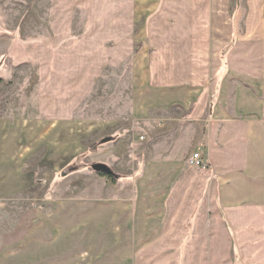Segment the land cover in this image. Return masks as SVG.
Returning <instances> with one entry per match:
<instances>
[{"label": "crops", "instance_id": "obj_1", "mask_svg": "<svg viewBox=\"0 0 264 264\" xmlns=\"http://www.w3.org/2000/svg\"><path fill=\"white\" fill-rule=\"evenodd\" d=\"M47 13V37L0 13V201L31 190L33 163L54 167L67 131L81 156L108 128L66 118L104 72L126 68L132 132L147 137L105 144L122 155L107 163L135 166L102 195L21 214L0 264H264V0H48Z\"/></svg>", "mask_w": 264, "mask_h": 264}, {"label": "rangeland", "instance_id": "obj_2", "mask_svg": "<svg viewBox=\"0 0 264 264\" xmlns=\"http://www.w3.org/2000/svg\"><path fill=\"white\" fill-rule=\"evenodd\" d=\"M47 2L48 0H0V13L8 26L12 27L16 21L18 22L19 32L22 36L47 37L49 36L50 29ZM77 21L76 13L74 23L69 25V35L73 41L77 37ZM71 50L75 51V46L72 45ZM73 53H77V47L76 52ZM65 63L76 67L77 56H68ZM126 72L125 67L112 71V78H107V74L104 72L93 88H91L89 97L81 108V113H77L76 104L71 116L66 117L67 121L76 123V125L77 120H83L86 116L96 117L98 118L97 120L82 122L98 121V123L101 122L108 127L101 132L102 134L92 136L87 140L91 142V146H88V142H86L88 148L86 152L81 156H77V150L72 151L69 148L75 136L72 131H67L65 135L66 152L56 153V151L50 149L51 153L49 154L50 156L48 155V159L55 162L53 163L54 167L49 163H47L48 165H44L45 163H33L36 171L34 172L31 190L25 194L16 196L14 199L0 201V235L9 229L26 210L38 208L44 212L47 208H51L58 202H77V191H84L87 196L89 194L94 196L102 195L107 191V185H115L117 181L122 179L120 178L121 176H126L132 171L135 163H107L111 161V158H108L112 156L111 153L117 155L119 160L122 158V155L118 156L115 148L106 149V143H102L105 139H110L113 142L117 140L115 142V145H117L127 139L132 140L136 137V139L142 141L143 138L147 137L145 134H142L141 137L139 133L132 132L134 127L128 115L130 105L127 97ZM66 73L70 77L73 75L69 71ZM72 92L66 90L67 95H71ZM68 111L69 108L66 107V112ZM169 124L171 126V123H167L163 127H168ZM185 126L187 127L188 125ZM155 127L158 129L157 127L159 126L155 125ZM179 127H184V125L180 124ZM151 136L154 141L164 138L165 143L171 138L168 135L160 137L155 135V133ZM145 148L146 145L144 150H146ZM165 148L158 146L154 149L159 152L165 150ZM117 149L122 153V146ZM72 154H74L72 157L61 163ZM136 154H134L135 156L132 155L133 159L136 157ZM43 155L40 153L35 158L43 160ZM116 159L118 158H115V161ZM96 163L108 166L116 177L115 181L111 182L107 177L94 173L90 167Z\"/></svg>", "mask_w": 264, "mask_h": 264}, {"label": "water", "instance_id": "obj_3", "mask_svg": "<svg viewBox=\"0 0 264 264\" xmlns=\"http://www.w3.org/2000/svg\"><path fill=\"white\" fill-rule=\"evenodd\" d=\"M109 141H110V139H105L104 141H102V143H107ZM90 168L96 174L105 175L107 177L114 176V173L109 169L108 166H106L104 164L96 163V164H93Z\"/></svg>", "mask_w": 264, "mask_h": 264}, {"label": "built area", "instance_id": "obj_4", "mask_svg": "<svg viewBox=\"0 0 264 264\" xmlns=\"http://www.w3.org/2000/svg\"><path fill=\"white\" fill-rule=\"evenodd\" d=\"M140 140H142V138H140ZM188 165L194 168H204V163L198 154H193L190 157Z\"/></svg>", "mask_w": 264, "mask_h": 264}, {"label": "trees", "instance_id": "obj_5", "mask_svg": "<svg viewBox=\"0 0 264 264\" xmlns=\"http://www.w3.org/2000/svg\"><path fill=\"white\" fill-rule=\"evenodd\" d=\"M230 47L231 46H228L227 48H225L224 50L221 51V60L224 59L225 55L227 54V52L230 50ZM99 176H104V177H107L105 175H101V174H98ZM111 182H114L115 181V176H112V177H107Z\"/></svg>", "mask_w": 264, "mask_h": 264}, {"label": "bare ground", "instance_id": "obj_6", "mask_svg": "<svg viewBox=\"0 0 264 264\" xmlns=\"http://www.w3.org/2000/svg\"><path fill=\"white\" fill-rule=\"evenodd\" d=\"M194 168V167H193Z\"/></svg>", "mask_w": 264, "mask_h": 264}]
</instances>
